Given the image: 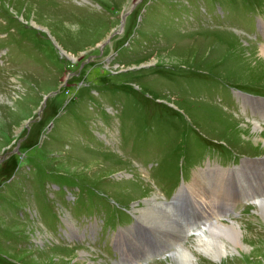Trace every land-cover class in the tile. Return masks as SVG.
Returning a JSON list of instances; mask_svg holds the SVG:
<instances>
[{
  "label": "rangeland",
  "instance_id": "374dc122",
  "mask_svg": "<svg viewBox=\"0 0 264 264\" xmlns=\"http://www.w3.org/2000/svg\"><path fill=\"white\" fill-rule=\"evenodd\" d=\"M260 22L264 0H0V264H106L148 200L138 219L173 249L188 228L160 204L190 176L218 221L199 166L264 168V118L241 104L264 94ZM236 218L240 243L197 264H264L257 205ZM134 249L126 264L172 263Z\"/></svg>",
  "mask_w": 264,
  "mask_h": 264
},
{
  "label": "bare ground",
  "instance_id": "6f19581e",
  "mask_svg": "<svg viewBox=\"0 0 264 264\" xmlns=\"http://www.w3.org/2000/svg\"><path fill=\"white\" fill-rule=\"evenodd\" d=\"M261 117L264 118L263 115H261ZM254 166L257 167L256 163ZM250 167H251L250 165L246 166V168L248 169L247 172L250 171ZM201 177H204V176L201 175L200 170H199L197 173H195V176H194V181H196L195 185H196V183H202V182L206 181L205 178H204L205 181H200L199 178H201ZM202 184H204V183H202ZM244 196L245 195H243V197L241 199L245 198ZM248 199H254L255 200L254 203L258 207V212L260 213L261 218L264 220V192L259 191L258 193H253L252 195H250V197H248ZM148 201H143L142 206L139 209H137V208L134 209V211L139 214L138 218L141 219V214H144L146 212L147 207L149 205ZM161 205H162V207L164 205L166 208H170L166 203H162V204H160V206ZM158 207H159V205H158ZM166 218L169 220L168 224L170 225V223H171V225H173L174 219H172V217L168 216V215H166ZM169 218L172 219L171 222H170ZM203 223H206V222H203ZM230 223L232 224V226L224 225V224L220 223L219 221H215V220L214 221L212 220L211 222H209V224L203 230H201L198 233L193 234V236L197 237L198 240L194 241L195 244L190 246L192 249L188 246L186 247L183 244V240L185 239V234L187 233V230H188L187 229L186 232H184V236L181 235L180 238H178L180 241L178 243H174V245H173L175 247H178L179 249L177 250V253L174 252L173 254H170V255H172V256H170L171 261H172V263H170V264H197L196 263L197 262L196 261L197 260L196 252L198 254L209 256L210 258L214 259L215 261H217V260L221 261L222 257L230 254L231 250L233 251V245L235 242L240 243V238H238L239 232L234 227L235 224L233 222H230ZM211 229L218 230L224 234L230 235V237L224 238V242L221 239L212 240L210 238V236L207 235V232ZM214 244H216V246H214ZM226 244L230 245L229 251L226 250ZM172 248H174V247H172ZM241 248L242 249L245 248L242 243H241ZM170 249H171V247L167 250H170ZM167 250H163L159 254H154V255H161V254H163V252H166ZM195 250H196V252H195ZM151 255L153 256V254H151ZM225 260H226V258H225Z\"/></svg>",
  "mask_w": 264,
  "mask_h": 264
}]
</instances>
